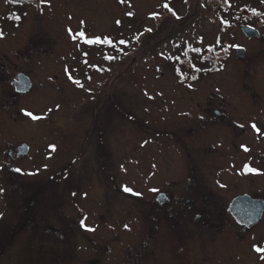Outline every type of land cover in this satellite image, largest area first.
Segmentation results:
<instances>
[{"label":"flooded vegetation","instance_id":"flooded-vegetation-1","mask_svg":"<svg viewBox=\"0 0 264 264\" xmlns=\"http://www.w3.org/2000/svg\"><path fill=\"white\" fill-rule=\"evenodd\" d=\"M44 4L45 0H0V209H5L4 218L0 220V238L7 236L14 239L22 235L19 239L34 238L37 241L58 244L59 240L64 242L65 238L73 240L77 235H86L87 233L80 230L82 222H65L61 229L60 226L46 224L44 220L51 218L56 221L59 219L60 209L71 210L69 206H63L65 203L77 211L81 208L78 194L76 195L79 192L78 182L71 180V172L76 163L95 166L102 186L106 183V177L111 180L115 155L119 153L115 152V139L118 136L121 148L124 135L120 134L128 130L130 137L135 132L149 134L151 140L148 143L162 137L165 139L164 144H176L178 147V157L173 158L175 168L172 175L161 182L164 183L161 187L158 179L159 188L154 186V193L152 192L147 202H143L146 208L142 227L145 228V240L151 241V249L153 247V251L156 250L158 242L164 240L174 254L183 251L184 257L197 255L199 260L203 259L202 263L219 257L218 264L234 263L240 259V264H244L249 250L242 247L240 241L245 240L250 231L264 221V206L259 219L252 222L257 204L241 200L233 205V201L239 197H248L264 202V158H260L263 151V144L260 142L264 141L257 137L261 131L260 125H264L254 119L247 120V115L245 116L252 107L249 103L257 95L263 99L259 101L260 105H255L264 107V92L257 91L264 89L251 90L248 87L250 82L245 84L244 80H240L243 88L236 90L221 89L216 84L212 85L215 88H206L204 84L208 76L202 73L204 67L195 62L196 69L182 75L177 73L174 75L177 77L176 82L170 80L171 87L159 88L158 94L152 95L167 100L165 103L170 111L163 115L164 128L149 127L151 124L145 122L141 116H136L134 123L125 122V96L124 91L120 90L124 85L125 69L123 39L117 48L119 88L116 94H110L108 87L111 73L108 63L110 54H114L116 49L110 50L93 44V36L99 35L84 31L85 15L77 18L78 24L71 32L73 34L69 40L60 39L62 34L58 33L60 40L52 41L48 47L51 51L46 53V42L40 37V40H36L34 36L40 28L45 29L41 23ZM31 9L35 19L31 16ZM258 31L260 32L259 29ZM134 39H139V36H134ZM247 40L264 44L261 32L259 39ZM63 49L68 50V53L62 55ZM260 49L264 54V46ZM52 54V60L54 57L58 59L57 67L61 69L53 79L56 82L61 81L59 88L53 91L59 93L63 99L64 106L60 108L61 122L69 123L72 127L86 126L79 152L68 160L63 157L58 160L49 159L41 152V145L35 146L33 142H29L32 135L28 120L30 95L34 92L30 66L35 61L45 63L47 55ZM75 59H79L80 65L75 64ZM227 59L229 57L219 58L217 68ZM201 63L203 65L205 60H201ZM190 65L192 63H188V67ZM231 65H236L242 76L243 73L249 75L248 69L253 66V57H235L231 60L230 69ZM46 67L47 64L45 71L49 69ZM27 82L31 83L30 88H26ZM84 82H89V85H83ZM191 83H200L203 87L198 88L199 84L193 86ZM237 84L236 82L235 85ZM71 85L73 92L70 90ZM68 93L73 94L71 96ZM78 93L86 99H81L75 105L71 98ZM70 99L72 102L68 105L67 101ZM157 112L161 120L162 112ZM125 124L130 128L128 126L127 129ZM146 126L150 129H145ZM41 129L39 132H44ZM143 129L146 131H142ZM217 132L223 135L218 136ZM253 156L258 157L257 161ZM52 171H55L54 179L51 176L54 174ZM153 174L158 176L156 169ZM31 176L40 178L39 183L54 181L56 187L45 188L41 184L31 187V182L26 180ZM131 187L140 192L139 187ZM112 193L116 194L114 190ZM124 195L128 194L124 192ZM21 196L25 207H20V213L18 211L15 216L13 209L16 207V198ZM47 197L53 201L52 207L46 204ZM27 201L39 204L40 207L35 213L32 210L31 215L34 222L39 217L41 223L39 222L38 227L44 226V232H27L26 228L30 227L28 223H31H27L25 218L30 210ZM46 206L54 208V211H47ZM121 209L126 207L122 206ZM40 210L42 213L37 215L36 212ZM43 247L50 250V254H44L45 258L58 249L57 246L52 250L47 244ZM237 250L241 254L233 253ZM71 255H66L64 259ZM187 260L189 258L185 259Z\"/></svg>","mask_w":264,"mask_h":264},{"label":"rangeland","instance_id":"rangeland-1","mask_svg":"<svg viewBox=\"0 0 264 264\" xmlns=\"http://www.w3.org/2000/svg\"><path fill=\"white\" fill-rule=\"evenodd\" d=\"M165 3L168 4V8L164 7ZM31 16L35 19L32 9ZM79 16H85L84 31L99 35L93 36V40L89 39L94 45L104 46L110 50L116 49L113 51L114 54H110L108 63L111 73L108 87L110 94L114 92L116 94L119 88L117 48L123 39L125 69L123 70L124 85L120 90L124 91L125 96L123 103L126 112L125 122L134 123L136 116H141L145 122L151 124L148 125L149 127L164 128L163 115L170 111L165 103L167 100L152 95L158 94L159 88L171 87L170 80L176 82L177 73L182 75L184 72L188 73L196 69L195 62L204 67L202 73L208 76L204 84L206 88H215L212 85L216 84V87L221 89L236 90L243 88L240 80H244L245 84L250 82L248 87L251 90L264 89V54L260 49L264 44H260V41H249L240 32L242 26L257 28L264 41V0H45L41 21L45 29L40 28L34 35L31 28V36L34 35L36 40H40V37L46 42L47 53L51 51L48 48L51 42L58 39V33L62 34L60 39H70L73 34L71 32L78 24ZM136 35L139 36L137 40L134 39ZM238 46L248 50L244 55L253 57V66L248 69L249 75L243 73L242 76L236 65H231L230 69L231 60L235 58V48ZM66 53H68L66 49L61 52L62 55ZM225 57L229 59L224 62L222 69L216 70L211 65L216 59ZM52 58L53 54L47 55L45 63L35 61L30 66L34 92L30 95L31 115L28 120L32 135L29 142H33L35 146L41 145V152L49 159L58 160L63 157L68 160L79 152L86 126L72 127L69 123L61 122L60 108L64 106L63 99L59 93L53 92L61 83V81H53L55 74H59L61 69L57 67L58 59L54 57L52 60ZM203 59L205 63L202 65ZM48 61L51 63L49 64ZM188 63L192 65L188 67ZM45 64L49 67L46 71ZM75 64L80 65L79 59H75ZM191 84L193 86L199 84L198 88L203 87L200 83ZM83 85L88 86L89 82H84ZM70 87L73 92V86ZM68 94L72 96L73 93ZM237 94L239 95L240 92ZM259 97L261 96L253 97L249 103L252 107L245 116L247 115V120L254 119L264 125V107L255 105L256 103L260 105L259 101L263 98ZM71 99L76 105L81 99L86 98L78 93ZM71 99L67 101L68 105L71 104ZM158 110L162 112L161 120L158 118ZM125 126L128 129L129 125L125 124ZM148 126L144 128L149 130ZM260 127L261 131L257 137L264 141V126L260 125ZM40 128L44 132H39ZM114 130L116 131L117 128ZM127 131L120 134V136L124 135L121 148L118 136L115 134L117 136L115 142L118 145L115 152L119 153L115 155L116 162L111 180L106 177V183L102 186L95 166L76 163L71 172V180L78 182L79 192H76V195L78 194L81 208L77 211L73 206L65 203L63 206H69L71 210L60 209V216L56 221L51 218L44 220L46 224L57 225L61 229L64 228L65 222H73V220L78 223L84 222L80 230L87 234L77 235L73 240H65V238L64 242L59 240L58 244L52 241H37L34 238L19 239L22 235L14 239L4 236L0 238V264L220 263L219 257L202 263L203 259L199 260L197 255L184 257L183 251L174 254L164 240L158 242L156 250L153 251V247L151 249V241L145 240V228L142 227L144 208H146L143 202H147L149 196L154 193L152 190L154 186L158 189L164 184L161 182L172 175L175 168L173 158L178 157L176 155L178 147L176 144L169 146L164 144L165 139L162 137H157L153 143H148L151 135L135 132L134 136L130 137ZM216 134L223 135L221 132ZM260 144H263V151L259 157L264 158V142ZM257 159L258 157H254V160ZM52 163L54 164L55 160ZM262 168L264 175V164ZM154 169L158 176L153 174ZM52 173L54 179L55 171ZM26 180L31 182V187L40 184L45 185V188L56 187L54 181L39 183L40 178L35 176ZM69 183L70 181L66 184ZM131 186L139 187L140 192H136ZM126 188L131 191H125ZM113 190L116 194L112 193ZM124 192L128 195L125 196ZM16 200V207L13 209L15 216L18 211L20 213V207H25L22 203L23 196ZM46 200V204L52 207L51 198L47 197ZM27 204L30 210L25 214V218L27 223L31 222L28 223L30 227L26 228L27 232H44V226L38 227L39 222L41 223L39 217L36 216L37 220L35 219L34 222L31 215L32 210L35 213L40 207L39 204L29 201ZM41 204L45 205L42 202ZM48 206H46L47 211H54V208L50 209ZM122 206L126 209L122 210ZM4 210V208L0 209V220L4 218ZM41 213V210L36 212L37 215ZM240 242L242 247L249 250L246 261H243L244 264H264V252L256 251V248L264 249V221L255 226L245 240ZM44 244L49 245L52 250L57 246L58 249L53 255H49L50 250L43 247ZM46 252L49 254L45 258ZM233 253L241 254L240 250ZM68 254L72 255L65 260L64 257ZM188 258L189 260L185 261ZM240 263L241 259L228 264Z\"/></svg>","mask_w":264,"mask_h":264},{"label":"water","instance_id":"water-1","mask_svg":"<svg viewBox=\"0 0 264 264\" xmlns=\"http://www.w3.org/2000/svg\"><path fill=\"white\" fill-rule=\"evenodd\" d=\"M241 32L247 37V38H259L260 37V34L258 32V30L254 29V28H250V27H242L241 28ZM245 54V49L242 48V47H239V48H236L235 50V55L236 57H243ZM19 84H21V80H19ZM31 87V83H26V88H30ZM23 89L24 86H23ZM241 200H245L247 201L248 203H255L257 204V208L255 211V214H254V217L253 219L251 220L252 222H255L257 219H259V217L261 216V212H262V209H263V206H264V202L263 201H260V200H251L249 199L248 197H239V198H236L234 201H233V205H236L237 203H239ZM233 205L231 206V210ZM249 214H252L251 212ZM252 215H250L251 217Z\"/></svg>","mask_w":264,"mask_h":264},{"label":"snow or ice","instance_id":"snow-or-ice-1","mask_svg":"<svg viewBox=\"0 0 264 264\" xmlns=\"http://www.w3.org/2000/svg\"><path fill=\"white\" fill-rule=\"evenodd\" d=\"M164 7L165 8H168V4L167 3H165L164 4ZM170 11H171V9H169ZM174 14V13H173ZM149 31H151V29H149ZM29 115H31V113H29ZM251 170V169H250ZM17 171H20L19 169H17ZM125 191H131V189H125ZM82 224H83V222H82ZM89 231H91L92 229H88ZM256 251L257 252H264V249H261V248H256Z\"/></svg>","mask_w":264,"mask_h":264},{"label":"trees","instance_id":"trees-1","mask_svg":"<svg viewBox=\"0 0 264 264\" xmlns=\"http://www.w3.org/2000/svg\"><path fill=\"white\" fill-rule=\"evenodd\" d=\"M211 48H213V47H211ZM203 60H205V59H203ZM218 60H219V59H216L215 61L211 62V65H213L214 68H216V70H218V68H217V62H218ZM222 63L224 64L223 61H222ZM220 66H221L220 68H222L223 65H220ZM220 68H219V69H220Z\"/></svg>","mask_w":264,"mask_h":264}]
</instances>
